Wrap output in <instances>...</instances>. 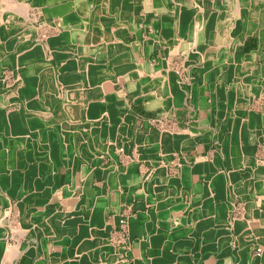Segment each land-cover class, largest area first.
<instances>
[{
    "label": "crops",
    "instance_id": "1",
    "mask_svg": "<svg viewBox=\"0 0 264 264\" xmlns=\"http://www.w3.org/2000/svg\"><path fill=\"white\" fill-rule=\"evenodd\" d=\"M47 1L46 19L62 20L86 0ZM131 1V46H83L89 77L63 80L55 100L25 84L29 118L79 86L92 106L86 128L61 125L83 116L55 108V125L39 129L46 162L26 164L55 166L57 186L24 212L16 264H264V0ZM96 6L88 0L80 17ZM75 30L69 40L81 44ZM45 63L21 58L18 74L27 80ZM13 69L1 57L0 77Z\"/></svg>",
    "mask_w": 264,
    "mask_h": 264
},
{
    "label": "bare ground",
    "instance_id": "2",
    "mask_svg": "<svg viewBox=\"0 0 264 264\" xmlns=\"http://www.w3.org/2000/svg\"><path fill=\"white\" fill-rule=\"evenodd\" d=\"M45 1L46 0H33V1L21 0L20 2L19 0H0V7L3 9V10L2 9L0 10V59L1 57H4L6 55L12 56V58L14 59L13 76H14L15 82L18 80L21 81L20 88L17 91H14L12 88L13 84L8 85V87H6V85L3 84L6 82L0 78V91L3 93L4 98L8 100V104H5V105L0 102V264H16L19 256H21V254L23 253V251L19 249L16 245H10L7 243L10 237H8V233L6 234V232L10 231L9 232L10 235L14 233L12 229H9V228L7 229V227L11 225L9 215L11 214L12 210H14L16 214H18V216L21 219L20 225H23L24 221L22 222V218H23L24 212H27V213L34 212L33 210L32 211L30 210V205L33 203H37V202H43L49 199L50 194L55 190L57 186V183H56V173H57L56 169L57 168L55 166L48 165L45 167V166L34 165L31 168H29L26 164L29 159L34 158L36 160L34 163H39L37 162L38 160L44 161V159L46 158V154H44L45 152L40 150V142H39V135H38L40 127H44L46 124L49 127L55 125L56 120L53 117V113L51 112V110L54 111L56 108L58 110L63 111L64 113L65 112L69 113V115H71L72 112L78 111V112H81V116H83V118H80V120L75 119V120L62 121L61 125L63 126L66 124L70 125L71 121L74 123L78 121V124H80L79 128L81 129L86 128L87 127V120L85 118L86 112L90 111L91 106H92L90 100H88L89 94L87 90L83 86H79L78 89L76 90L77 92L73 90L64 91V95L67 100L65 104H60L61 106L59 105L58 107H55L54 103H52L51 105L47 104L46 106L49 107L50 109L44 110V112H42L43 114L41 113L42 115L40 114L37 115L36 113L32 112L31 117L29 118L28 117L29 114L26 115V112L24 111L23 90L25 88V84L29 82L31 85V88L33 89L34 92H36L37 96L46 95L48 97H52L53 98L52 100H55L56 96H58L59 94L58 89L63 80L69 81V82L70 81L77 82L79 80L85 81L90 75L88 67H89V62L93 58L92 57L88 58V59H91L90 61H88L87 58L81 54L82 47L85 45L92 47V48L102 47L104 49V52H108V51L111 52V51H117L119 49H124L126 46L127 47L131 46L130 44L128 45L127 43H126L127 45L124 44L123 29L127 25L131 24L129 20L135 19L134 15L136 14L137 8H138L137 7L138 3L135 1L132 2L131 0H97L98 6L94 8V15L91 16V18L89 17L81 18L80 16L81 14L85 12L87 4H88V0H86L85 2H82L80 4V7L75 9L74 12H71L70 14H66L62 17L65 27L61 28L58 25L59 22L62 21L60 18L50 19V20L46 19V15L44 12ZM59 1L61 0H56L57 3ZM231 2L233 3V0ZM120 4L122 5L121 8H120ZM15 14L23 17L25 20H27V23H28V20H33V21L35 20V22L38 21L37 28L41 27L42 30H44L43 28H45L44 26L46 24L48 23L54 24L57 30L61 29V31L64 32L67 39H69L70 32H71V30L65 29L67 25L73 26L75 23H77L78 28L76 29L84 28L86 29L87 34H85L84 41L81 44L73 45L72 43H69V42L61 43L59 38L57 36H54L55 38L52 37L50 39L48 48L47 46L46 47L39 46L38 40L36 42H33L34 45L38 43L37 44L38 46H33L29 48L27 47L20 48L19 45H16V39L10 36L11 30H13L11 17ZM78 14H79V17L74 18V20L72 21V16L74 15L78 16ZM3 18H5L6 20ZM124 18H126V20H124ZM2 20H4L5 22ZM127 21L129 22L127 23ZM32 24L36 25L34 22ZM32 28L34 29L35 26H33ZM25 31L29 33L27 26H26ZM31 33L32 31L30 30V35L32 36ZM44 37L46 36L44 35ZM48 52L49 54L51 53V57H48V54H47ZM32 55H36L39 61L40 60L50 61L51 65L35 70L34 77L24 80L21 77V75L19 76L18 74V71H19L18 62L21 58L29 57ZM168 71L171 74L173 73L177 75L172 70H168ZM15 96L19 98L20 100L19 102L17 101L13 102L11 100V98ZM75 98L77 99V101H74L72 103V100H74ZM37 105H39V103H37ZM25 124L30 126V129L25 130L24 129ZM94 125L95 127H99V123H94ZM47 155L49 156L48 158L53 160V155H54L53 151L47 152ZM45 162L46 161H44V163ZM227 173L228 175H230V172H227ZM14 186L16 187L15 189L13 188ZM19 188H23L22 195L18 199V201L15 202ZM257 191L259 190L257 189ZM44 223L47 224L48 226L50 222L49 220H47ZM37 225L32 223L31 227L35 228ZM233 226H234V222H233ZM168 230L169 229H167V231ZM5 234L8 238L5 237ZM16 234H14L13 237H15ZM216 251H217V247H216ZM26 252L33 254L35 250L28 248ZM240 252L243 253V251H240ZM242 253H240L241 256H242ZM247 255L248 254H246V256ZM224 263H227V262H224Z\"/></svg>",
    "mask_w": 264,
    "mask_h": 264
},
{
    "label": "rangeland",
    "instance_id": "3",
    "mask_svg": "<svg viewBox=\"0 0 264 264\" xmlns=\"http://www.w3.org/2000/svg\"><path fill=\"white\" fill-rule=\"evenodd\" d=\"M20 2H21V0H19ZM31 1H33V0H31ZM52 2V0H48L47 1V3H49V4H52L51 3ZM50 7H52V8H47V13L49 14H55V8H53L54 6L52 5V6H50ZM2 8L0 7V10H1ZM3 10V9H2ZM19 17V18H18ZM16 18V19H15ZM32 18V17H31ZM3 19H5V18H3ZM15 19V20H14ZM6 20V19H5ZM11 20H12V26L14 27H12V29L13 30H11V32H10V36H12L13 38H15L16 39V45H19L20 46V48H29V47H33V46H38L37 44L39 43V46H47V48L49 47V43H50V39L52 38V37H54V36H57L58 38H59V40H60V36H64V40L63 41H61L60 40V42L61 43H65V42H69V43H72V42H70V40L69 39H67L66 38V36H65V34H64V32L63 31H61V29L60 30H57V28H56V26L54 25V24H50V23H48V24H46L44 27L45 28H43L44 30H42V28L40 27V28H37L38 27V21H36L35 22V20L33 21V20H28V23H27V20H25L23 17H21V16H18V15H13L12 17H11ZM2 21H4V20H2ZM23 21V22H22ZM32 21V22H31ZM5 22V21H4ZM18 22V23H17ZM20 22V23H19ZM35 23L36 25H33L32 23ZM16 23V24H15ZM30 24V25H29ZM24 25V26H23ZM59 27H65L64 25V23H63V21H61V22H59ZM5 26V25H4ZM26 26L28 27V31H29V33H27V31H25L26 30ZM33 26H35V28L33 29L32 27ZM15 27H17V28H15ZM19 27V28H18ZM73 27H75V28H78V24L77 23H75L73 26L72 25H67L66 26V28L65 29H67V30H71V31H73L72 33H73V37L75 38V36H76V31L77 30H75V28H73ZM8 30V29H7ZM6 30V31H7ZM21 30V31H20ZM30 30L32 31V36L30 35ZM39 30V31H38ZM42 30V31H41ZM47 30V31H46ZM79 31H78V33L80 32L81 33V36H85V34H87V31H86V29H84V28H79L78 29ZM57 31V32H56ZM13 32V33H12ZM25 33V34H24ZM43 35H42V34ZM56 33V34H55ZM54 34V35H53ZM25 35V36H24ZM44 35L46 36V37H44ZM19 36V37H18ZM24 36V37H23ZM39 37V38H38ZM27 38V39H26ZM55 38V37H54ZM23 39H25V40H23ZM43 39V40H42ZM22 40V41H21ZM35 40V41H34ZM38 40V43H36V45H34L33 44V42H36ZM74 42L73 43H76L75 42V39L73 40ZM77 41H79V43H82L83 41H84V38H81L80 40H77ZM72 43V44H73ZM28 44V45H27ZM45 44V45H44ZM27 45V46H26ZM73 45H75V44H73ZM48 54V57H51V53L49 54V52L47 53ZM45 65L47 66H49V65H51V63H50V61H46V63H45ZM13 70H11V72H8V73H4V74H2V76L0 77L3 81H5L6 82V79H7V75L11 78V83H3L4 85H6V87H8V85H11V84H13V90L14 91H17L19 88H20V80H18V81H16L15 82V79H14V76H13ZM14 80V81H13ZM4 87V86H3ZM5 88V87H4ZM4 90V89H3ZM0 93H2L1 91H0ZM11 100L13 101V102H19L20 100H19V98L17 97V96H15V97H13V98H11ZM12 146V145H11ZM8 181V180H7ZM14 189L16 188L15 186L13 187ZM21 194H22V188H20V191H19V193H18V195H17V197H16V200H15V202H17L18 201V199L21 197ZM14 202V201H13ZM17 216V217H16ZM15 217H16V219H15ZM9 219H10V226L9 227H7V229L9 228V229H12V231L14 232L13 234H9V232L10 231H8V232H6V234L8 233V237H10V239L7 241V243L8 244H10V245H13V242L15 241V239H16V236L15 237H13V235L14 234H19V233H21L22 234V231H20L21 230V228H20V223H21V219H20V217L18 216V214H16V212L14 211V210H12V212H11V214L9 215ZM20 229V230H19ZM6 234H5V237H7L6 236ZM7 237V238H8Z\"/></svg>",
    "mask_w": 264,
    "mask_h": 264
},
{
    "label": "built area",
    "instance_id": "4",
    "mask_svg": "<svg viewBox=\"0 0 264 264\" xmlns=\"http://www.w3.org/2000/svg\"><path fill=\"white\" fill-rule=\"evenodd\" d=\"M258 253H260V251H258Z\"/></svg>",
    "mask_w": 264,
    "mask_h": 264
}]
</instances>
